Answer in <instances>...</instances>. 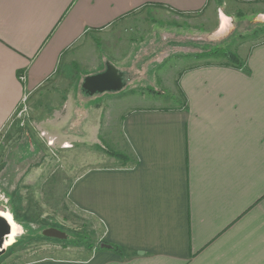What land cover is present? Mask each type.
<instances>
[{"label": "crops", "instance_id": "crops-1", "mask_svg": "<svg viewBox=\"0 0 264 264\" xmlns=\"http://www.w3.org/2000/svg\"><path fill=\"white\" fill-rule=\"evenodd\" d=\"M208 4L0 0V132L25 94L94 33L144 8L190 16ZM239 61L183 71L181 105L124 116L126 164L95 166L73 182L69 203L120 254L100 249L27 264H264V40ZM0 217L13 221L10 212Z\"/></svg>", "mask_w": 264, "mask_h": 264}, {"label": "rangeland", "instance_id": "rangeland-1", "mask_svg": "<svg viewBox=\"0 0 264 264\" xmlns=\"http://www.w3.org/2000/svg\"><path fill=\"white\" fill-rule=\"evenodd\" d=\"M222 16L231 29L216 36ZM90 38L61 59L49 80L25 94L0 132V212H10L18 228L0 264L81 260L100 250L99 225L68 201L73 182L95 166L126 164L110 153L125 150L121 126L129 111L175 108L182 104L183 71L229 63L196 54L218 48L239 60L251 44L263 41L264 0H209L205 11L190 16L148 7ZM106 62L123 74L125 87L87 94L84 79L101 73ZM49 229L66 239L45 237Z\"/></svg>", "mask_w": 264, "mask_h": 264}, {"label": "water", "instance_id": "water-1", "mask_svg": "<svg viewBox=\"0 0 264 264\" xmlns=\"http://www.w3.org/2000/svg\"><path fill=\"white\" fill-rule=\"evenodd\" d=\"M125 83L122 74L112 65L106 64L102 73L84 79L82 89L89 95L119 92ZM10 224L0 217V256L4 253L3 240L10 234ZM44 236L51 239L65 240L66 235L58 230L49 229Z\"/></svg>", "mask_w": 264, "mask_h": 264}, {"label": "trees", "instance_id": "trees-1", "mask_svg": "<svg viewBox=\"0 0 264 264\" xmlns=\"http://www.w3.org/2000/svg\"><path fill=\"white\" fill-rule=\"evenodd\" d=\"M215 57L223 58V59L229 61V63L234 64L236 66H239V67L242 66V63L237 59L236 55H234L233 53H231L230 51L225 50V49L216 48V49H213L209 52L195 55V58H197V59H199V58H215ZM110 154H111V156L119 158L124 163L127 161V158L124 155L117 154V153H110ZM100 249L111 250V251L118 253V254L121 253V250L119 247L111 245V244L106 243L104 241L101 243Z\"/></svg>", "mask_w": 264, "mask_h": 264}, {"label": "bare ground", "instance_id": "bare-ground-1", "mask_svg": "<svg viewBox=\"0 0 264 264\" xmlns=\"http://www.w3.org/2000/svg\"><path fill=\"white\" fill-rule=\"evenodd\" d=\"M222 20H221V23H220V29L217 33L216 36H222V35H225L227 34L231 27H230V24H229V20L225 17V16H222L221 17ZM9 224H10V234L4 238L3 240V245L4 247H7L9 243L12 242V235L16 234V230L18 229L10 220H9ZM14 240V239H13Z\"/></svg>", "mask_w": 264, "mask_h": 264}, {"label": "built area", "instance_id": "built-area-1", "mask_svg": "<svg viewBox=\"0 0 264 264\" xmlns=\"http://www.w3.org/2000/svg\"><path fill=\"white\" fill-rule=\"evenodd\" d=\"M21 80H23V78L21 77Z\"/></svg>", "mask_w": 264, "mask_h": 264}]
</instances>
